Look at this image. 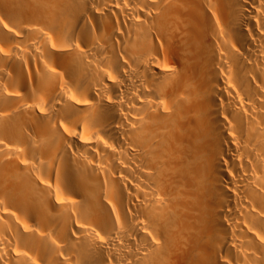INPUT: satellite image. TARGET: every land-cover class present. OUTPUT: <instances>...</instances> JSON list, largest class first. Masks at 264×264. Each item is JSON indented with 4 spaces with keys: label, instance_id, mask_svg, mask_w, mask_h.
<instances>
[{
    "label": "bare ground",
    "instance_id": "bare-ground-1",
    "mask_svg": "<svg viewBox=\"0 0 264 264\" xmlns=\"http://www.w3.org/2000/svg\"><path fill=\"white\" fill-rule=\"evenodd\" d=\"M0 264H264V0H0Z\"/></svg>",
    "mask_w": 264,
    "mask_h": 264
}]
</instances>
